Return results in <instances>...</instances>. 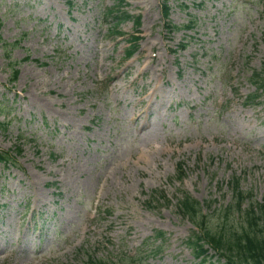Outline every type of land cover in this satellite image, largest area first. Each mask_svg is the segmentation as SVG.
Instances as JSON below:
<instances>
[{"label": "rangeland", "instance_id": "1", "mask_svg": "<svg viewBox=\"0 0 264 264\" xmlns=\"http://www.w3.org/2000/svg\"><path fill=\"white\" fill-rule=\"evenodd\" d=\"M121 1L0 0V150L22 149L0 164V264H199L178 199L233 238L232 178L245 209L264 203V96L245 106L264 71V0H172L171 23L196 24L170 36L161 0ZM112 9L141 27L116 37Z\"/></svg>", "mask_w": 264, "mask_h": 264}, {"label": "trees", "instance_id": "2", "mask_svg": "<svg viewBox=\"0 0 264 264\" xmlns=\"http://www.w3.org/2000/svg\"><path fill=\"white\" fill-rule=\"evenodd\" d=\"M170 0H163V9H164V18L167 20L170 16ZM109 16H112L113 20L116 22L114 27L115 30L119 29L120 24L123 21L132 19V17L121 11H110ZM137 26H140V19L136 20ZM169 32L178 30V28L169 26ZM1 28V21H0ZM190 27H187L189 29ZM115 35L124 36L120 31H116ZM2 41L0 36V42ZM138 39L135 38L134 42L137 43ZM133 54H129L128 57L131 58ZM18 72H14L13 79L17 80ZM254 84L257 86L258 91L264 92V77L260 74L255 75ZM261 95L256 94L254 97L248 98L247 105L253 104L255 100L259 99ZM17 154H21V150L17 151ZM15 162V159L8 152L0 150V163L8 165ZM183 178V175L180 177ZM240 179H234L232 181V192L235 197V205L242 215L244 221V227L242 233H235L233 237H224L222 235H216L206 226V216L202 214V209L200 204L193 200L191 197L185 195L178 202L179 212L186 218L196 225L199 233H195L191 240L188 241V244L192 246L194 252L196 253V259L201 260L200 264H207V255L209 250H206L205 247L208 246L210 249L215 251L220 256L219 264H264V203L256 204L250 207L247 211L241 209L245 199L244 193L241 191ZM162 197V196H161ZM163 198V197H162ZM165 200V198L163 199ZM154 202H159L157 197L153 198ZM234 211L232 206L228 208ZM157 240H164V234L159 233L157 235ZM124 257L123 263L127 261ZM89 264H121L113 261L106 262L104 260L96 261L93 258H90Z\"/></svg>", "mask_w": 264, "mask_h": 264}, {"label": "bare ground", "instance_id": "3", "mask_svg": "<svg viewBox=\"0 0 264 264\" xmlns=\"http://www.w3.org/2000/svg\"><path fill=\"white\" fill-rule=\"evenodd\" d=\"M143 72H145L146 73V70H144ZM156 87L155 86H153L151 89H150V91H151V93H152V95L155 97V95H156ZM139 104H142V101H140L139 102ZM149 114V108H144V109H140L139 111H138V114L136 115L137 117H138V119H140V118H142V117H144V116H146L147 117V115ZM146 128V124L144 123V125L142 126V129L141 130H143V129H145ZM3 249L4 250H6L4 247H3Z\"/></svg>", "mask_w": 264, "mask_h": 264}]
</instances>
